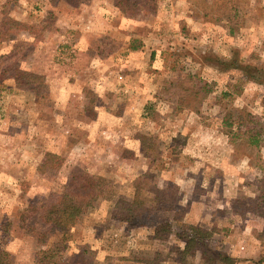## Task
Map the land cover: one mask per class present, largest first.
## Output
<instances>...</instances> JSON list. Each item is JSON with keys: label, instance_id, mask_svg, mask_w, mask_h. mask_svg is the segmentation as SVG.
Segmentation results:
<instances>
[{"label": "rangeland", "instance_id": "rangeland-1", "mask_svg": "<svg viewBox=\"0 0 264 264\" xmlns=\"http://www.w3.org/2000/svg\"><path fill=\"white\" fill-rule=\"evenodd\" d=\"M139 1L128 15L114 0H0V250L14 264H119L123 249L155 264H207L179 252L176 236L149 243L150 228L108 216L119 198L152 205L169 185L173 208L157 219L179 214V230L200 214L205 226L217 223L212 248L264 260L255 252L264 229V0H234V10ZM19 69L38 74L41 87H19ZM247 127L261 144H249ZM74 198L73 222L52 229ZM199 201L205 215L186 218Z\"/></svg>", "mask_w": 264, "mask_h": 264}, {"label": "trees", "instance_id": "trees-1", "mask_svg": "<svg viewBox=\"0 0 264 264\" xmlns=\"http://www.w3.org/2000/svg\"><path fill=\"white\" fill-rule=\"evenodd\" d=\"M215 3L222 7L223 4L228 5L230 3L231 9H237L238 3L234 0H214ZM114 3L124 13L128 15H138L136 7L140 6L139 0H114ZM157 0H150L149 5H153V9L156 8ZM220 7V9H221ZM138 45L133 48H138ZM16 84L21 88L39 89L41 86H35V79L40 78L38 74L30 72L29 70L19 69L15 72ZM42 86L44 84H41ZM230 126L231 123H228ZM250 132L249 144L259 145L262 142V138L259 134L253 132V129L247 127L246 133ZM264 132V128L262 129ZM94 178V177H93ZM95 180L102 179L101 176H95ZM97 185L93 184V188L88 192L87 198L83 200L86 204H90L96 197ZM173 186L169 185L167 188H159L156 190V200L154 204L148 205L139 194L134 196L133 200L119 198L113 208L112 217L116 220L126 222L133 227L153 226L152 238L166 240L174 233L178 238L185 242L184 252L189 255L201 254L204 261L207 264H235L236 258L230 256L227 252L212 248L210 240L212 239L215 230L206 228L201 224H189L185 228L176 230L174 225L179 220V214L173 218L174 222L166 219H157L155 214L169 212L173 207L168 205L166 201H172L173 196L170 194V190ZM72 201L67 207L58 211V217L53 220L52 229L59 227L65 229L67 225L73 222L74 216L80 211V202L77 198L71 199ZM167 203V204H166ZM258 238L264 241V229L258 233ZM10 254L6 251L0 250V264H14L8 260ZM82 254L77 255V257ZM87 260V261H86ZM84 261L87 264L90 263V259L84 257ZM65 264H68L66 262Z\"/></svg>", "mask_w": 264, "mask_h": 264}, {"label": "crops", "instance_id": "crops-1", "mask_svg": "<svg viewBox=\"0 0 264 264\" xmlns=\"http://www.w3.org/2000/svg\"><path fill=\"white\" fill-rule=\"evenodd\" d=\"M142 173H144V172H142ZM142 173H140L139 175H141ZM192 196H191V194H190V198H191ZM134 198H130L129 200H133ZM189 199V198H188ZM197 200H200L201 201V199H197ZM187 201V200H186ZM190 200H188V204H190L191 202H189ZM198 202V203H196L195 204V202L192 204V206L190 207V209H189V211H188V216H186V218H191V215H192V212L194 211V212H197L198 211V213H200L201 212V214H202V211H203V214L205 215V210H207L208 208L207 207H204L205 206V204L203 205V208H202V211L200 210L201 208H200V205H202V203L201 202ZM116 203V202H115ZM115 203L113 204V208H114V205H115ZM197 204H199L198 206H197ZM112 209V208H111ZM199 209V210H198ZM112 212H113V209L112 210H110V213L108 214V216H109V218L111 219V220H114V221H116V222H120V224L123 226V227H125V228H127V227H129V229H130V227H133V226H130V224H128V223H126V222H122V221H119V220H116V219H114L113 217H112ZM160 214V213H159ZM165 214H168V212H166V213H162L161 215H165ZM173 217L174 216H172L171 218H168L169 220H171V221H173L174 222V220H173ZM201 216H200V214H198L197 215V220H195V221H190L189 223H191V224H201L202 226H205L203 223L204 222H202V218H200ZM205 217V216H204ZM165 219V218H164ZM217 225V223H213L212 224V226H210V227H207V226H205V227H207V228H209V229H213V226L214 225ZM142 228H150L151 229V231H147L146 232V234H145V236H143V238H145L146 240H148L149 241V243H152V242H156V243H164V242H169L170 240H173L174 238H175V236L178 238V236L176 235V233H174V234H172L171 236H170V238L169 239H166V240H161V239H154V238H152V234H153V226H143ZM128 229V228H127ZM262 230H263V227H262ZM261 230V231H262ZM128 232H130L129 230H128ZM215 234V233H214ZM106 235H107V231H106V228L104 229V237H106ZM213 237H214V235H213ZM212 237V238H213ZM179 239V238H178ZM255 240H256V242L258 243V248H256V250H255V252H258L259 253V255H258V257H259V259L260 258H262L263 256H264V241H262L261 239H259L258 237L257 238H255ZM181 244H182V247L180 248V250H179V252H184V248H185V242L184 241H181ZM250 246L248 245V248H247V250L249 251L250 250ZM107 246H106V244H103V245H101V247H100V249H99V254L101 255V257H102V255L104 254V253H107L108 251H107ZM124 251V249L122 250V253L120 254L121 256L120 257H118L117 258V260H118V263L119 264H155V262L153 261V259L154 258H141V257H137V258H134V257H131V255H129L128 256V253H124L123 252ZM244 252L246 253V249L244 250ZM185 253V252H184ZM230 256H232V257H234V258H236V263L235 264H264V260L262 261V262H256V261H254L253 260V258L251 257V256H247L248 258H246V259H240L239 258V256H237L236 254H231V253H228ZM156 255V254H155ZM199 256V258L204 262V258L202 257V255L201 254H196V255H194V256ZM244 256H245V254H244ZM255 259H256V257H255ZM163 260V259H162ZM177 260V259H176ZM164 262H166V261H164ZM244 262V263H243Z\"/></svg>", "mask_w": 264, "mask_h": 264}]
</instances>
